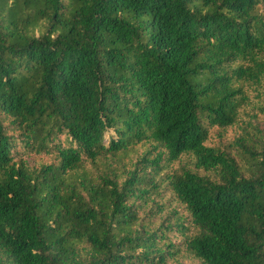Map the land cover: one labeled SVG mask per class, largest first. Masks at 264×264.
I'll list each match as a JSON object with an SVG mask.
<instances>
[{"label": "trees", "instance_id": "16d2710c", "mask_svg": "<svg viewBox=\"0 0 264 264\" xmlns=\"http://www.w3.org/2000/svg\"><path fill=\"white\" fill-rule=\"evenodd\" d=\"M258 117L264 0H0V264H264Z\"/></svg>", "mask_w": 264, "mask_h": 264}, {"label": "rangeland", "instance_id": "374dc122", "mask_svg": "<svg viewBox=\"0 0 264 264\" xmlns=\"http://www.w3.org/2000/svg\"><path fill=\"white\" fill-rule=\"evenodd\" d=\"M246 120V119H245ZM253 124L258 126L260 129H264V120L260 117L255 119ZM257 131L255 127L246 125L245 123L239 122L234 127L227 128L225 130H215L211 133V142L217 146H220L238 162L240 168L245 171L248 165V155L245 147H252L253 139ZM142 150H139L141 152ZM102 160V159H101ZM106 161L105 159L103 160ZM125 161V159H124ZM32 162V161H31ZM170 197L169 192H164L163 200H167ZM173 208L179 209L180 205L177 202L170 203ZM183 264H190L189 260H180Z\"/></svg>", "mask_w": 264, "mask_h": 264}]
</instances>
